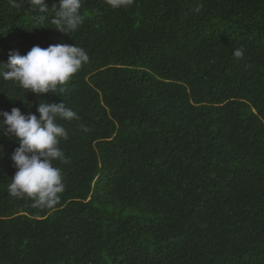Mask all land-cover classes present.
I'll return each instance as SVG.
<instances>
[{"label": "trees", "instance_id": "1", "mask_svg": "<svg viewBox=\"0 0 264 264\" xmlns=\"http://www.w3.org/2000/svg\"><path fill=\"white\" fill-rule=\"evenodd\" d=\"M81 12L67 35L0 0V63L36 45L89 55L57 96L0 79V112L63 101L80 117L60 121L51 209L8 194L18 141L0 134V264H264V0Z\"/></svg>", "mask_w": 264, "mask_h": 264}, {"label": "clouds", "instance_id": "2", "mask_svg": "<svg viewBox=\"0 0 264 264\" xmlns=\"http://www.w3.org/2000/svg\"><path fill=\"white\" fill-rule=\"evenodd\" d=\"M106 2L113 9H126L135 0ZM10 3L14 8L25 6V0H10ZM27 6L39 13L34 17L38 23L42 25L51 20L55 25L53 29L60 33L68 35L84 23L83 0H54L51 4L48 0H27ZM199 11V6L194 9V12ZM234 56L242 58L243 50H235ZM88 62L87 51L74 44H55L47 48L36 45L25 55L10 52L7 62L0 63V79L12 81L25 92L56 95L66 92L65 86ZM36 113L38 115L31 111L23 114L15 107L10 112H0V134L18 141L11 155L16 171L8 183V194L17 199H31L34 207L51 209L65 191L62 170L53 164V161L66 160L60 143L67 140L68 132L60 121L79 120L80 117L63 101L40 100Z\"/></svg>", "mask_w": 264, "mask_h": 264}]
</instances>
